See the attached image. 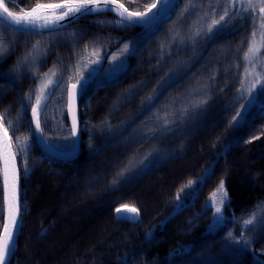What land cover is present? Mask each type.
I'll return each instance as SVG.
<instances>
[{
    "label": "trees",
    "instance_id": "obj_1",
    "mask_svg": "<svg viewBox=\"0 0 264 264\" xmlns=\"http://www.w3.org/2000/svg\"><path fill=\"white\" fill-rule=\"evenodd\" d=\"M120 2L143 11L154 1ZM6 4L12 11L36 5ZM236 6L248 14L246 1L233 0L232 9ZM118 21L109 13L95 14L42 35L17 33L0 23V44L8 49L0 56V99L16 95L20 122L28 126L31 143V155L21 154L12 132L18 123L6 124L24 182L21 236L12 264H124L125 258L127 264H154L177 253L173 264H264V225L256 223L243 231L253 241L250 250L219 240L226 224L225 229L234 226L239 237L244 219L264 214V91L257 85L250 97L247 86L236 94L229 88L214 99V90L208 89L206 103L184 111L187 98L170 96L169 88L194 77L197 66L206 60L203 52L198 61L185 59L182 64L171 55L172 63L166 67L161 41L171 29L168 17L143 33ZM261 24L264 21L247 38L249 46L260 49L259 56L264 53ZM95 61L107 69L104 79L81 93L82 99L88 95L82 102L81 158L74 163L54 161L34 139L30 112L36 97L26 99L32 93L29 86L51 73L47 87L38 93L39 113L43 134L57 149L47 134V111L58 108L66 118L69 85L81 76L90 77L100 66ZM59 86L63 90H57ZM157 93L149 102L148 97ZM246 95L255 99L242 118L233 120V105L248 101ZM151 143L156 148L143 152L144 144ZM205 176L216 185L223 180L229 197L224 208L229 219L214 230H209L208 212L200 216L196 196ZM181 202L183 208L177 207ZM126 207L140 210L138 223L117 218V209ZM2 224L0 170V233ZM188 248L191 252L184 253ZM135 257L139 260L134 263Z\"/></svg>",
    "mask_w": 264,
    "mask_h": 264
},
{
    "label": "rangeland",
    "instance_id": "obj_2",
    "mask_svg": "<svg viewBox=\"0 0 264 264\" xmlns=\"http://www.w3.org/2000/svg\"><path fill=\"white\" fill-rule=\"evenodd\" d=\"M5 1L11 4L13 3V5L20 4L21 1L35 4L46 3L43 2V0ZM135 1L136 0H127L129 5L134 3ZM153 1V3H155V0ZM240 1L247 2V0ZM232 4L233 0H181L176 11L168 17V19L170 20L169 25L171 29L168 32L169 36L166 32L164 39L161 41V48L165 49L164 62L162 64L168 67V64L172 63L170 59L171 55L175 56L177 60L181 61V64L185 59L192 60L191 63L198 61L199 52H203V55L206 58V60L203 61L200 66H197L198 68L194 73V77H186L184 83L172 85L169 88L170 96H173V94H175L178 97H181L183 95L185 98H187V101L184 102V111L185 109H187V111L189 112L200 108L204 104L202 103V101H207L205 93L208 89H211L212 91L214 90V99H218L220 97V94L228 91L229 88L231 93L234 94H236V92H238L241 88H245L246 86L247 87L245 89L247 90L254 80V76L251 73H256L264 76V53L261 56L257 54V62L255 68H253L251 64H248L244 59V53L247 52V49L249 47V44L247 43L248 34L253 32L258 27V24L260 22H263L261 20L259 21L258 8L256 12L253 13V15H256L257 17L256 20L253 21L247 18L249 12L248 14H246V10L240 9L238 6L232 9ZM225 10L229 12V15L226 16L223 21H220L219 24L213 26L214 35L209 36V25L212 24L213 20L219 21L220 16L224 14ZM21 11H27V9L17 8L16 10V12L18 13ZM241 16H244L245 18L242 19ZM262 32H264V29H262ZM197 33L199 34L197 35ZM172 38H174V40ZM103 61H106V59L104 58ZM100 63L101 62L99 61V63H96V65L101 66L102 64ZM165 66H161L160 69ZM102 68L97 81H101L105 78L104 73L107 68ZM245 68L249 70L250 74H245ZM50 75L51 73L48 72L31 83L32 85L29 86V90L32 93L30 97H26L27 100L31 97H36V95L40 92V88L49 80ZM166 78L167 76H165V79ZM163 82L165 81L163 80ZM234 82H237L240 86L238 88L232 87V84ZM158 84L160 85V81H158ZM204 89L205 92L203 93ZM57 90H63V86H59ZM246 96L248 97V101H244V99V103L241 104L240 100L233 105V107H235L236 109L233 110L234 113L236 111V113L240 112L241 114H243V112L249 108L250 97L248 95ZM87 97L88 95L86 94L83 99L81 98L80 103L82 116L81 128L83 137L84 112L82 111V102H85ZM11 101H13V104L11 103ZM15 101H17L16 95H13V97L10 95H6L2 99H0V116L4 118L5 127L7 123L11 124L13 121H17L18 124L12 129V132L15 131L16 140L20 142L18 151L21 152V154L23 153V155L25 156V152L21 151V149L26 146L27 155L30 153L31 143L28 139L29 131L27 128L28 126L20 122L22 119L20 105ZM241 105H243L244 107L242 108ZM84 111L86 112V108L84 109ZM47 115L48 117L46 121V130L47 134L49 135L50 142H52L53 145L57 147V150L69 151L72 148V138L70 130L69 133L66 132V128L69 129L68 122L66 120L67 116L65 118L64 115H62V111L58 108H54L52 111L48 110ZM239 117L242 118V116H236V120H239ZM154 148H156V144H144L142 150L145 153H149ZM200 168L201 167H198L194 171L198 172ZM218 186L219 185H216L215 182L211 180V178H207L203 184V188L199 189V192L196 194V196L199 197L198 203L200 204L201 202L200 216L205 217V214L202 215L205 204L213 199V193L216 192ZM218 198L219 197H217V199ZM214 211V208L207 211L208 215L206 216V218H209L211 216L213 219ZM226 225L224 226V228L220 229L221 234L219 240L225 239L224 237L226 236L228 231H234V226L232 228L228 227L227 229H225ZM244 230L246 229L241 227V231ZM224 242H226V240ZM191 247L192 249H196L194 248V246ZM190 248H188L184 253L191 252ZM178 256L179 253L172 255L170 260L168 261H156L154 264H173L175 258ZM138 260L139 259L135 257L134 263Z\"/></svg>",
    "mask_w": 264,
    "mask_h": 264
},
{
    "label": "snow or ice",
    "instance_id": "obj_3",
    "mask_svg": "<svg viewBox=\"0 0 264 264\" xmlns=\"http://www.w3.org/2000/svg\"><path fill=\"white\" fill-rule=\"evenodd\" d=\"M103 9L111 10L117 13L120 17L118 23L121 24H134L140 26L145 31L153 30L157 24L159 16V6L164 5L165 8L174 7L170 0H156L155 3L145 5L143 11H133L125 6L124 3H121L120 0H60L56 3H37L31 10L16 12L10 10L9 6L5 3V0H0V23L8 28H12L15 32L21 34H40L42 35L44 31H52L58 29L62 26L61 22L68 17L76 16L77 14L85 15L93 11ZM258 8V16L261 21H264V0H247V9L249 11L248 19L253 21L256 20V15H253ZM156 11H153V10ZM239 14V13H238ZM229 15V12L225 10L224 14L220 16L219 21L213 20L212 24L209 25L208 34L209 36L214 35V27L219 24L220 21H223L226 16ZM241 18H245L241 16ZM261 28L264 29V24H261ZM199 33H197L198 35ZM255 35V33H253ZM39 43V42H37ZM128 50V46L125 45V51ZM260 52V49L255 45H250L247 52L244 53V59L248 64H251L253 68L256 66L257 54ZM8 53V49L0 44V56H4ZM99 63V61H95ZM18 67L20 63L18 62ZM245 74L248 75L249 70L245 68ZM254 76L253 83L247 89L248 95L251 97L254 90L257 89V85H260L261 91H264V76H261L256 73H251ZM85 77L81 76L80 79L71 85V90L69 92L70 102H74L79 95V92L84 89L83 81ZM48 83H51L49 81ZM79 85V89H78ZM47 87V84L43 85L40 88V93H43L44 88ZM159 96L157 93L154 96L148 97L149 102L154 101ZM255 97H252V100L249 101L251 104ZM42 96L38 94L36 96V102L31 109V119L35 124L34 131L42 135L43 129L40 119L39 109L41 106ZM206 103V101H202ZM243 108L244 106L241 105ZM187 111V109H185ZM69 112H72V104L69 105ZM241 113L237 112L236 116H240ZM236 116L233 117V120H236ZM78 133V117L76 114L72 116V134L75 136ZM13 147V138L9 135V129L5 127L4 118L0 116V159L3 161V192H4V201L7 205V221L3 225V234L0 235V264H8V258L12 255V244L15 238V232L19 226V218L21 216V199H20V173L17 166L16 154L12 150ZM27 155V147L21 149ZM24 171H28L27 160L24 161ZM207 176L202 177V181L206 180ZM191 184V181L189 182ZM217 197H219L217 199ZM177 200H180L179 195H177ZM229 200L228 192L225 188V183L223 180L220 181L219 186L215 193H213V199L205 204V208L202 212L206 214L207 211L212 208L215 209L213 214V219L209 225V230H214L219 228L221 225H225L229 219L224 215V208L227 206L226 202ZM177 207L183 208V202L177 205ZM129 212L136 213L138 211L135 208L128 209ZM119 213L120 210L117 209ZM121 219H127L126 215L121 214ZM235 222V218H231ZM259 223L264 225V214L259 218L255 214L250 216L247 219L243 220V228L249 229V226ZM251 230V229H249ZM226 241L235 244L241 245L245 249L250 250V245L253 242L245 238L244 232L240 233V236L237 237L233 232L228 231L224 237ZM124 264H127V258H125Z\"/></svg>",
    "mask_w": 264,
    "mask_h": 264
},
{
    "label": "water",
    "instance_id": "obj_4",
    "mask_svg": "<svg viewBox=\"0 0 264 264\" xmlns=\"http://www.w3.org/2000/svg\"><path fill=\"white\" fill-rule=\"evenodd\" d=\"M155 2H156V0H155ZM170 2L174 5V7L165 8L164 5H160L159 6V16H158L157 24L159 22H161L162 20H164L165 18L171 16L176 11V9L178 8L181 0H170ZM101 9L102 10L93 11L91 13H88V14H85V15H82V16L80 14H77L76 16L68 17L64 21L61 22L62 26L59 27L58 29L54 30V31H59V30H63L65 28H68V27L74 25L75 23H77L79 20H81V19H83L85 17L91 16V15H95V14L109 13V14H112V15L116 16L120 20V17L114 11L103 9V5H101ZM153 11H156V10L154 9ZM129 25L140 29L142 33L145 32V30L143 28H141L140 26H137V25H134V24H129ZM54 31H52V32H54ZM44 33H49V31L46 30V31L43 32V34ZM102 67H103V64L99 68H96L93 71V73L91 74V76L83 81L84 87L89 86L90 84H92L98 78ZM72 84H74V83H72ZM72 84L69 85L68 90H67V105H66L67 122H68L69 130L71 132V138H72V148L69 151H60V150H57V149L53 148L49 144V142L46 140V138H45L43 133L41 135L40 133L35 132L34 131L35 124H34V122L31 119L32 113L30 112V123H31V126H32V131H33L34 139L36 141L37 146L39 147V149L42 151V153L45 156H47L48 158H50V159H52L54 161L62 162V163H74V162L78 161L80 159V157H81V150H82V137H83V134H82V128H81V117L82 116H81V110H80L81 92H82V90L79 92V95L77 96L76 100L74 102H70V100H69V92L71 90V85ZM78 89H79V85H78ZM70 103L72 104V112H69ZM73 114H76L77 117H78V133L75 136L72 134V116H73ZM12 150L15 152L14 145L12 147ZM15 154H16V152H15ZM16 159H17V166L19 168V173H20V199H21L22 208H21V216L19 218V226H18V228H17V230L15 232V238H14V242L12 244V253L13 254L9 256L8 264H12L14 256H15V253L17 251V248H18V245H19L20 236H21L22 221H23V191H24V185H23V179H22L20 164H19V160L17 158V155H16ZM2 169H3V161H2V159H0V170H1L2 191H3ZM131 208L132 207H126V208L119 209L120 212L119 213L117 212V218L120 221H124V222H129V223H133V224L138 223L139 220H140V217H141L140 216V212H139V210H137L138 211V215L136 213L129 212L128 209H131ZM121 214L126 215L128 218L126 220L125 219H121L120 218ZM7 216H8V211H7V205H6L5 201H4V192H3V225L7 221ZM3 225H2V229H1L0 235L3 234Z\"/></svg>",
    "mask_w": 264,
    "mask_h": 264
},
{
    "label": "bare ground",
    "instance_id": "obj_5",
    "mask_svg": "<svg viewBox=\"0 0 264 264\" xmlns=\"http://www.w3.org/2000/svg\"><path fill=\"white\" fill-rule=\"evenodd\" d=\"M96 80H97V79H96ZM96 80H95V81H96ZM95 81H94V82H95ZM94 82H93V83H94ZM93 83H92V84H93ZM89 86H91V84H90ZM89 86H86V87H89ZM84 88H85V87H84ZM80 110H81V108H80ZM82 140H83V137H82ZM81 153H82V150H81ZM80 158H81V157H80ZM79 160H80V159H79ZM22 222H23V221H22Z\"/></svg>",
    "mask_w": 264,
    "mask_h": 264
}]
</instances>
